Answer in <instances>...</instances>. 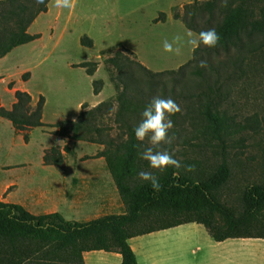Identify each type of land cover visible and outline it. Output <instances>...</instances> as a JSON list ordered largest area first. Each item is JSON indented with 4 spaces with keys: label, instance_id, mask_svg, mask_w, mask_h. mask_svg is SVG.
<instances>
[{
    "label": "trees",
    "instance_id": "1",
    "mask_svg": "<svg viewBox=\"0 0 264 264\" xmlns=\"http://www.w3.org/2000/svg\"><path fill=\"white\" fill-rule=\"evenodd\" d=\"M50 1L0 0V58L15 47L40 37V34H31L29 27L48 10ZM256 4L261 6L259 16ZM216 13L220 19L211 28L220 35L218 45L209 48L201 44L194 48L191 61L177 70L155 72L127 48L120 50L119 46L113 45L102 49L100 55L115 95L95 106L84 102L75 119L60 120L51 125L44 123L45 98L42 94L33 104L28 91L16 89V100L11 108L1 105L0 99V116L9 119L26 142L34 127L49 126L53 128L52 133L63 137L103 144L104 149L99 155L105 158L126 208L124 213L78 221L66 219L60 211L33 214L20 204L0 200V264H66L67 260L84 264L83 252L90 250L118 252L122 255L121 264H138L128 242L131 237L187 222L203 224L216 241L230 237L264 238V182L251 183L245 188L243 209L236 213L216 194L217 187L229 174L225 164L206 180L172 167L155 171L161 184L159 191H154L149 181L137 178L143 163L147 166L148 162L141 158L145 143L136 139L134 128L153 97L167 96V85L160 78L163 74L184 75L190 67L189 72L199 76L197 96L204 97L200 112L205 128L220 135L228 127V115L221 109V98L227 80L234 76L230 72L244 70L249 54L264 56V0H195L185 5L182 14L175 12L173 17L199 33L205 28L200 25V18L207 15L203 26L209 25ZM165 20L166 13L162 12L154 21ZM80 42L87 47L93 46V39L88 35H83ZM212 54H224L225 57L214 62L211 61ZM201 60L206 61L205 67H200ZM79 66L92 75L98 63L84 61ZM208 71L214 72L215 76ZM222 72L228 73L226 77ZM29 75L24 72L22 79L27 80ZM173 78L178 83V78ZM92 85L97 94L103 80L94 79ZM9 86L12 87L13 82ZM177 89L183 97L189 91L185 85L178 88L174 83L171 92L176 93ZM114 129L118 132L116 135L111 133ZM67 150L68 145L50 147L44 153V163L61 167L63 151ZM255 225L263 231L249 232Z\"/></svg>",
    "mask_w": 264,
    "mask_h": 264
},
{
    "label": "rangeland",
    "instance_id": "2",
    "mask_svg": "<svg viewBox=\"0 0 264 264\" xmlns=\"http://www.w3.org/2000/svg\"><path fill=\"white\" fill-rule=\"evenodd\" d=\"M195 0H71V10L57 8L56 0L49 4V10L42 13L30 27V33H40L41 37L30 44L20 45L8 56L0 59V91L5 102H9L11 95L4 89V80L22 79V70L36 63L40 64V73L44 68L51 73L46 77L38 70L31 87L49 95L47 120L57 122L71 118L74 101L59 105L58 93L62 91V82H70L73 76L65 67V57H72L80 61H95L100 66L99 77L106 76L107 70L102 49L116 45L120 50L127 48L134 53L149 69L155 72L177 70L180 66L189 63L193 58L194 48L187 43L180 45L179 54L168 53L163 50V42L172 41L180 35L185 41L186 33L190 31L181 20H176L175 12L183 13L184 7ZM205 1V0H198ZM260 4L255 10L259 16ZM166 13V21H154ZM207 15L200 18L199 23L204 30L211 28L220 15L216 13L209 25L203 24ZM211 24V26H210ZM53 28V30H52ZM192 31L193 37L198 39V33ZM88 35L94 40L92 47L82 46L80 38ZM59 40L56 49L53 45ZM174 48L177 45H173ZM224 54L211 56L216 62ZM97 66V68H98ZM186 68L183 75L163 74L160 78L166 83L167 96L172 98L180 107V111L171 115L173 128L169 130L171 142L161 144L154 151L167 149L180 161L183 172L192 177L206 180L214 176L222 164L229 168L226 181L217 187L216 194L221 202L240 213L244 206L243 194L251 183L264 182V56L259 53L249 54L244 70L230 74L222 98L221 109L228 115V127L220 135L210 133L205 128V121L200 112L204 97L197 96L200 89L197 87L198 75L189 72ZM212 76L214 72L208 71ZM226 77L228 73L222 72ZM78 75H81L77 74ZM83 72L80 77L85 101H88V76ZM174 76L178 78L175 82ZM182 79V80H181ZM181 80V81H180ZM177 87L185 85L186 96L171 92L173 84ZM92 85V84H91ZM93 86V85H92ZM39 96L36 97L37 102ZM106 120V119H105ZM108 123L114 125L112 120ZM111 133L116 135V129ZM48 140V134L41 128L32 131L30 146L21 148L32 160H38L40 145ZM144 148L154 147L148 137L143 140ZM80 148H76L78 151ZM144 160V159H143ZM147 161V160H144ZM148 162V161H147ZM186 165H193L192 171H186ZM153 173L159 169L146 166L143 169ZM139 178V176L137 177ZM263 230L253 226L249 232L261 233ZM263 248V244H260ZM66 264H78L67 260Z\"/></svg>",
    "mask_w": 264,
    "mask_h": 264
},
{
    "label": "crops",
    "instance_id": "3",
    "mask_svg": "<svg viewBox=\"0 0 264 264\" xmlns=\"http://www.w3.org/2000/svg\"><path fill=\"white\" fill-rule=\"evenodd\" d=\"M38 38L25 44H30ZM58 43L57 39L53 49H56ZM64 60L68 73L76 76L71 78L70 82L63 81L62 91L58 93L60 106L73 101L75 103L69 119H75L78 116L84 102L95 106L115 95V89L108 74L99 77L101 64L90 75L85 68L79 66L84 61L67 56ZM39 68H41L40 64L36 63L22 70L21 74L29 72L27 80L19 81L12 79V76L5 78L4 89L9 92L11 99L5 102L0 91L1 105L6 108L12 107L16 100L14 96L16 89L28 91L32 96L33 104H36V97L42 94L45 98L42 120L51 125L58 121L47 120L49 95L31 87L35 73L37 70L40 71ZM78 72L81 74L78 75L80 77L83 72H86L88 76V101H85L82 80L78 78ZM40 74L46 77L51 75L46 68ZM94 79L103 80L102 89L97 94L94 93L91 85ZM10 82H13L12 87L9 86ZM36 128H41L48 134V140L40 145L41 152L37 161L21 153V148L30 146L32 131ZM52 130L53 128L49 126L34 127L26 142L13 123L0 116V200L20 204L33 214L60 211L67 219L78 221L91 220L105 214L124 213L126 208L113 176L105 158L99 155L104 145L69 139L52 133ZM65 145L69 146V150L63 151L64 163L61 167L44 163L43 156L47 149ZM76 148L80 149L77 151ZM128 242L136 255L138 264H264V238L230 237L216 241L204 225L197 222L182 223L134 236ZM260 244H263V248ZM83 259L84 264H121L122 255L112 251L90 250L83 252Z\"/></svg>",
    "mask_w": 264,
    "mask_h": 264
},
{
    "label": "clouds",
    "instance_id": "4",
    "mask_svg": "<svg viewBox=\"0 0 264 264\" xmlns=\"http://www.w3.org/2000/svg\"><path fill=\"white\" fill-rule=\"evenodd\" d=\"M37 3H43L44 0H36ZM57 8H65L71 10V0H56ZM188 39L185 41L184 37L176 35L172 41L165 40L163 42V50L168 53L179 54L181 51L180 45L187 43L193 48L199 47L201 44L215 48L219 41L220 35L217 33L215 28H209L202 30L198 33V39L193 37L191 31L186 33ZM177 45L175 48L173 45ZM200 67L206 66V61L201 60ZM179 105L172 98H164L160 96L153 97L149 103L144 107L141 113V120L135 126L134 133L135 137L139 141H143L145 137L151 145L158 148L162 143L168 144L171 142L169 136V130L173 128V121L170 116L179 112ZM154 147H147L142 153L141 158L148 161L149 167L159 169L161 172L168 167L179 169L181 163L172 155L167 149L154 151ZM193 165H186V171H192ZM140 179L149 181L154 191H159L161 184L159 179L150 172L140 171L137 174ZM67 219V217H66Z\"/></svg>",
    "mask_w": 264,
    "mask_h": 264
}]
</instances>
